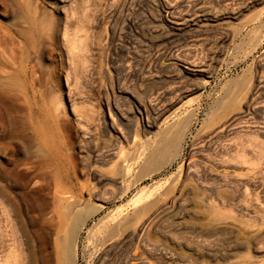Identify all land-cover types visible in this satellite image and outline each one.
<instances>
[{
    "label": "rangeland",
    "instance_id": "1",
    "mask_svg": "<svg viewBox=\"0 0 264 264\" xmlns=\"http://www.w3.org/2000/svg\"><path fill=\"white\" fill-rule=\"evenodd\" d=\"M253 83L264 142V0H0V264H57L59 222L36 195L59 169L88 186L81 206L103 205L75 264H264L263 215L229 198L236 178L264 186V150L258 177L248 118L227 108ZM187 118L171 164L139 180L142 158L118 175ZM185 185L213 196L175 200ZM144 189L163 209L133 219Z\"/></svg>",
    "mask_w": 264,
    "mask_h": 264
},
{
    "label": "bare ground",
    "instance_id": "2",
    "mask_svg": "<svg viewBox=\"0 0 264 264\" xmlns=\"http://www.w3.org/2000/svg\"><path fill=\"white\" fill-rule=\"evenodd\" d=\"M199 72L203 75H208V71L206 67H202ZM26 73H27V67H25V74ZM255 83H257V81ZM255 83H253L251 87L246 90L243 98L242 106L238 105L237 101L239 96L236 93L235 95H233L232 99L227 104L228 105L227 108L236 107L238 110H240L235 120L248 118L247 124L248 127L251 128L250 136H252V138L251 137L250 138L253 141V151H254L253 153H254V160L256 162L255 167L257 170L256 175L259 177L261 160L264 150V142L261 136V128H262L261 125L263 124L260 121L261 116L260 113L257 111V107H256V105L259 104V101L257 99L258 97L257 93L259 90L257 89L258 87L257 84ZM238 89L239 88H237V91ZM189 124H190V118L181 119L177 121L175 123V127L173 130H168L158 134V139L156 138L157 141L155 146L145 150L146 152L138 151V153L135 154L133 158H128V159L124 158L125 160L122 159V161L118 163V166H116L118 175H121L123 177H127L131 175L134 167L142 160V158L143 160L141 161L139 173L137 175V178L139 180L163 170L167 165L171 164L178 157L180 147L182 144V139L185 130L187 129ZM147 127H150V125ZM224 173L233 174L234 172L231 173L225 171ZM55 176L54 177L56 178V180L53 183L50 184L45 183L44 176L41 178L44 181L39 182V185L37 182L36 185H38V189L36 195V209L38 210L40 215L45 216L47 214V213L45 214L46 209L50 207L49 209L50 210L52 209L50 212L53 215V218L56 217L57 219V221L55 220L56 223L59 222V226L56 231H57V235L62 234V237H58L56 239L57 247H58V252L56 255L57 264H75L74 257H75V250L77 247V239L81 231L84 229L88 220L94 217L96 214H98L103 209V205L102 203L95 204L91 202H86L84 203L83 206H81V203H83V200L81 199V195L84 190H87L88 186H86L85 184L78 186L77 184L73 183L70 177L69 170L59 169L56 172ZM102 181H105V179H103ZM249 182L237 178L236 180H232L230 182L232 191L229 194V198L231 197L232 200L234 199L235 202V197L241 196L246 199V202L247 201L254 202L255 212L263 215L262 217L264 218V201L260 198L254 199V196H258L259 194H261L262 191H264V186L260 183H255V184L251 183L252 184L251 185ZM185 186L187 187V185ZM48 190H53L55 192L54 202H51L53 203L52 207L51 204L47 201V196L50 195V194L48 195L47 193ZM96 190L98 189L95 188L94 191L91 190L89 196L96 197L98 196L97 194L101 195V193H97ZM252 192L257 195L254 196L252 195L253 197L251 198L250 195L252 194ZM212 196H213V190L211 189L208 188L194 189L191 187H187L185 191L179 190L177 196H175L176 197L175 200L178 201L179 199L183 200L182 198H185L184 200H186V198L199 197L203 202L206 203L212 198ZM133 203L140 206L139 209L136 211L135 216H133V219L137 218L141 214L150 212L154 207L157 209V211H162L163 209V207L160 206L158 203L157 194L153 191H148L147 189L140 191L136 195V198ZM252 207L253 205H246L242 209L249 212L250 208ZM251 211L253 210L251 209ZM117 213L111 215V217L114 218ZM53 218L52 221L54 220ZM129 223L130 221H128V219L122 221L121 218L118 224H116L112 229V233H115L120 228L124 227ZM42 224L43 225L45 224L44 221ZM55 225L57 226L58 224ZM152 226H154V218L153 216H150L141 224L140 229L144 230L145 228ZM23 229H24V233L26 234L27 227L25 225ZM254 241L259 242V244H261L264 247V228H259L257 230L256 234L254 235Z\"/></svg>",
    "mask_w": 264,
    "mask_h": 264
}]
</instances>
